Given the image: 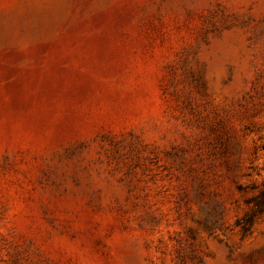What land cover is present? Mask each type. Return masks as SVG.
I'll use <instances>...</instances> for the list:
<instances>
[{
  "label": "rangeland",
  "instance_id": "rangeland-1",
  "mask_svg": "<svg viewBox=\"0 0 264 264\" xmlns=\"http://www.w3.org/2000/svg\"><path fill=\"white\" fill-rule=\"evenodd\" d=\"M264 0H0V264H264Z\"/></svg>",
  "mask_w": 264,
  "mask_h": 264
},
{
  "label": "trees",
  "instance_id": "trees-1",
  "mask_svg": "<svg viewBox=\"0 0 264 264\" xmlns=\"http://www.w3.org/2000/svg\"><path fill=\"white\" fill-rule=\"evenodd\" d=\"M257 212H264V193L262 194V198H261V202H260V206L258 209H253L252 213H250L249 215H247L245 217V219L243 220V229L249 230L250 225L253 221V215H255Z\"/></svg>",
  "mask_w": 264,
  "mask_h": 264
}]
</instances>
